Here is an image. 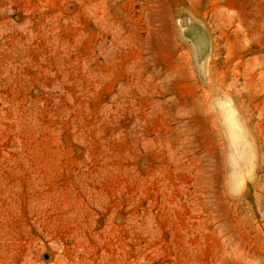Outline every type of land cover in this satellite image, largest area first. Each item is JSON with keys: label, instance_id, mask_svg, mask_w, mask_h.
Here are the masks:
<instances>
[{"label": "rangeland", "instance_id": "obj_1", "mask_svg": "<svg viewBox=\"0 0 264 264\" xmlns=\"http://www.w3.org/2000/svg\"><path fill=\"white\" fill-rule=\"evenodd\" d=\"M191 1L0 0V264H264V0Z\"/></svg>", "mask_w": 264, "mask_h": 264}, {"label": "bare ground", "instance_id": "obj_2", "mask_svg": "<svg viewBox=\"0 0 264 264\" xmlns=\"http://www.w3.org/2000/svg\"><path fill=\"white\" fill-rule=\"evenodd\" d=\"M189 3H190L191 6L193 5V1L189 0ZM171 6H173V4H171V5L169 6V8H170ZM168 11H169L168 15L171 16V14H170L171 10L169 9ZM196 17H197V18H200V19H199V23H200V24H204V23H205V18H204V17H200V15H198V14L196 15ZM214 21L217 22L216 19H214ZM200 33H202V32H199V34H200ZM188 35H197V32H194V30H190L189 33L185 35V38H187ZM203 100H204V102H203V101H202V102H203L204 105H209V104L211 103V102H210L211 100H210V98H209L207 95H204V99H203ZM196 101H197V99L195 98V99H193L192 102L194 103V102H196ZM145 146H146V145H145ZM145 146H144V148H145ZM141 158H144V156H141Z\"/></svg>", "mask_w": 264, "mask_h": 264}]
</instances>
